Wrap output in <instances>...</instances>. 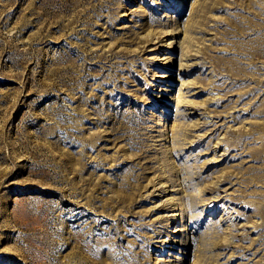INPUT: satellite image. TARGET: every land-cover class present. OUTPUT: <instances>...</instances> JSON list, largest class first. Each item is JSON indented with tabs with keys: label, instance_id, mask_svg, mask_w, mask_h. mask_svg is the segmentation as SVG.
<instances>
[{
	"label": "rangeland",
	"instance_id": "1",
	"mask_svg": "<svg viewBox=\"0 0 264 264\" xmlns=\"http://www.w3.org/2000/svg\"><path fill=\"white\" fill-rule=\"evenodd\" d=\"M0 264H264V0H0Z\"/></svg>",
	"mask_w": 264,
	"mask_h": 264
},
{
	"label": "bare ground",
	"instance_id": "2",
	"mask_svg": "<svg viewBox=\"0 0 264 264\" xmlns=\"http://www.w3.org/2000/svg\"><path fill=\"white\" fill-rule=\"evenodd\" d=\"M178 4L177 3H173V4H171L170 5V7H171V11H173V10H176V9H178ZM165 45V42L163 43V46ZM186 145V144H185ZM183 146L184 148L185 147H187V145L186 146ZM171 198V200H173L174 199V197L173 196H171L170 197ZM182 201V200H181ZM185 201V200H184ZM183 202V201H182ZM170 207H172V205L171 206H169V208ZM180 209L178 210V211H176V213H175V215H174V219H173V222H174V224H177V226H176V229H174V231H173V233H178L177 231H184V233H185V236H187V233L189 232V231H191V229L192 228H190L189 227V223L187 222V210H189L190 211V208H186L185 209V207L184 206H180L179 207ZM188 211V212H189ZM172 214H174V213H168V214H166V216H170V215H172ZM192 219V218H191ZM192 221V220H191ZM174 224H172V225H174ZM180 227H182V228H180ZM173 234L172 235H170L169 236V240H167V242L166 243H172V242H174V239H173ZM168 246V245H167ZM168 247H171V246H168ZM184 253V251L182 250V247L181 248H179V252L174 256V258L176 259V260H180V259H183L184 258V256H182V254Z\"/></svg>",
	"mask_w": 264,
	"mask_h": 264
}]
</instances>
